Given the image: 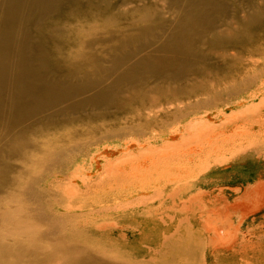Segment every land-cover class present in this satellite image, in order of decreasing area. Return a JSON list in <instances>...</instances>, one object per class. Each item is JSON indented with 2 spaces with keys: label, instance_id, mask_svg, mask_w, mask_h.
<instances>
[{
  "label": "bare ground",
  "instance_id": "1",
  "mask_svg": "<svg viewBox=\"0 0 264 264\" xmlns=\"http://www.w3.org/2000/svg\"><path fill=\"white\" fill-rule=\"evenodd\" d=\"M261 19H264V0H0V264H24L26 261L32 262L31 264H53L56 259L57 262L60 261V264H136L147 260L151 264H157L156 257L162 248L150 251L142 249V246L146 245L154 235L149 227L150 220L145 221L136 217L143 210L144 214L146 209L137 207L133 208L131 214L127 216H118L117 220L115 219L116 226L114 225L111 229L92 224L84 230L85 233L93 234L99 231H106L104 233L109 234L113 231L117 232L121 238L122 236L126 237V243L123 242L120 245H123L127 250L135 251L133 257L137 258H134V262H123L106 258L105 255L98 254L88 247L79 248V245L76 244H66L64 239L62 241L55 238L54 241L41 243V236L36 229L38 221L36 224L30 221L35 217L28 214L26 207L22 208V200L19 199L16 192L22 191L23 182L29 180L32 167L36 168L46 160H52L51 158L63 159L66 157L64 153L54 147L56 141L65 138L59 137L53 140L51 136L70 117L87 114L103 104L127 97L134 92L145 91V93L152 94L154 90L162 89L164 84L162 81L152 80L151 77L154 73L181 78L186 66L192 67L190 72L192 85L196 86L199 81L208 83L205 89L189 96V100H194L203 94H211L216 97L215 100L209 103L203 102L204 104L202 103L196 108H193V104L187 109L178 107L172 101L174 104L170 114L172 118L162 124L160 129L151 128L146 132L147 128L140 129L138 123L135 122L129 125L131 128H136L135 131L95 140L85 154L75 155L73 152L72 155H74L71 156L70 153L67 160H71L69 161L71 170H66L64 164L58 165L49 168L40 179L41 190L49 194V211L57 217H60L59 214H63L69 218L77 219L72 220L65 230V238L70 241L82 233L83 225L81 223L83 222H80L78 217L83 216V210L87 209H84L82 205L76 206L70 203L71 206L69 204V206L62 205L55 198L56 191H60L64 196L70 198L86 196L90 201L95 202L100 195L111 194L121 187L119 185L121 177L119 178V176L128 175L127 179L131 176L133 178L134 175L139 177V174L143 175L142 178H145L146 174L152 176L153 174L149 172L157 171L153 163L158 162H153L152 158L159 153L158 151H162V147L165 149L167 147L168 150L171 147L172 150L173 147L183 146L188 141L189 145L185 144L187 146L184 151L182 150L183 153H178L182 155L180 158L185 157L183 158L185 160L181 159L182 164L190 165L194 160L192 159L195 157L194 155H197L199 145L203 144L202 142L208 139L209 132L211 134L213 131H216L215 135L222 136L220 141L215 137L216 142L219 141L216 144H222V149L215 150H223L221 157L235 151L233 141L236 136L232 137L234 131L230 132V130V134H226V137L223 138L225 133L222 132L226 128L222 127L220 131H217L219 123L218 125L217 122L214 124L212 122L214 119L211 121L208 116L216 113V117L220 115L226 117V120L222 121L225 123L227 120L229 121V118L240 114L237 111L245 101L244 97L254 98L256 96L254 89L250 91L251 87L256 85V80L239 87L234 85L236 82L228 84L236 90L226 97L221 96L220 99L217 98L219 91L217 86L224 81L223 78L229 72L231 75H235L237 70L242 69L244 65L255 63L256 50L264 49L263 39L260 38V42L255 43L252 36L256 22ZM107 39L109 41L114 39L120 44L105 48L102 44ZM143 67L146 70L144 73H142ZM141 68L143 69L141 70ZM171 68L176 69L174 75ZM168 84L171 85V88L174 86L176 89L186 82L178 85ZM189 103L191 104L192 101ZM254 104L253 106H255ZM203 109V115H199ZM146 110H150V108H146ZM193 114L199 116H192ZM190 116L194 118L191 117L190 120L185 121ZM259 118L261 117L259 116ZM180 123L181 125H179ZM238 123L240 124V122ZM168 126L171 127V130L166 131ZM249 126L251 127V125ZM235 127L237 126H234V130H236ZM178 132L180 136L177 137ZM247 132L250 133L248 130ZM206 133V138H204L205 136L200 137ZM187 134L191 135L192 140L188 139ZM252 136L254 137V134ZM212 139L214 140V136ZM231 141L233 144L229 143ZM192 142L198 144L195 143L194 146L190 144ZM207 143L206 145L209 144ZM228 143L233 145H230V147L232 146L230 149H227ZM224 144L225 147L227 146L225 151ZM179 147L174 149L179 150ZM210 149L212 148L207 150ZM112 152H122V154L118 158L102 155ZM175 152L177 153V151ZM208 153L212 152H207L206 156ZM216 154L212 158L216 159ZM160 155L158 156L161 157ZM173 157H176V154ZM208 159L211 160V158ZM168 160L159 162L161 165L165 163V166L168 167ZM175 161L171 162L176 164L180 160L176 163ZM151 164L155 167H151L153 170L150 168ZM174 164L170 166L177 167H174ZM102 168H106L107 171H105L108 174L112 173L109 174L111 177L108 174H103L104 177H96L100 173L97 171ZM167 169L164 170L165 173L170 170L167 171ZM186 169L185 171H188ZM159 170L161 168L155 172L158 175H155L158 178L161 175L163 178L164 172L162 170L161 174ZM191 170L194 169H189L188 173H193ZM170 171L171 173L175 172L174 170ZM178 171L179 169L176 173ZM91 173L93 175L90 176ZM171 173L168 172V176L165 177L171 176ZM183 175L185 177V174ZM177 177L180 178V176ZM174 178L172 179L174 180ZM123 179L120 180H126ZM151 179L149 181H152ZM170 179L171 177L167 178V180ZM191 186L188 188L190 189ZM246 187L248 188V186ZM258 187L263 190L264 182L258 181L252 185V190ZM232 188L235 191V188ZM90 191L91 193H88ZM246 192L243 195L235 196L230 204L225 200L223 208L213 210L204 220H207L212 228L221 233L222 227L228 226L229 219L227 218L228 223L227 219L225 222H220L219 219L216 221V217L230 209L241 208L244 202L255 200L253 198L258 195L256 193L249 195ZM182 193L184 194L185 191ZM157 194L159 195L158 192ZM256 209L254 210L256 211ZM85 212L88 216L96 214L89 209ZM162 215L160 218H163ZM172 216L168 217L171 219ZM144 223H148V229ZM133 225L138 230L134 228L135 230L131 232L133 235H129V231L132 230L130 226ZM224 234L226 233L222 235L224 236ZM26 236L30 237L27 239ZM69 238L70 240H68ZM134 245L137 246L134 247ZM150 246L152 245H149L148 249Z\"/></svg>",
  "mask_w": 264,
  "mask_h": 264
},
{
  "label": "rangeland",
  "instance_id": "2",
  "mask_svg": "<svg viewBox=\"0 0 264 264\" xmlns=\"http://www.w3.org/2000/svg\"><path fill=\"white\" fill-rule=\"evenodd\" d=\"M263 21L264 19L257 21L256 25L254 26V31L252 33V36H253V41L255 43L260 42V38H262L263 39L262 42L264 44V22ZM119 44L120 42H117L114 39L112 41H109L107 39L106 41L103 42L102 45L105 48L106 46H108L107 48H111V47L118 46ZM254 59H255L254 64L250 63L248 65L247 64L244 65L242 69L237 70L235 75H231V73L229 72L223 78L224 81L219 83V85L217 86L219 89L217 93L218 95L217 98L220 99L222 97H226L228 94L233 93L232 91L236 90L234 88H231L230 85L228 84L236 82L234 83V85L239 87L247 83L249 84L250 82H254L256 80V85H254V87H251L250 89V91L254 89L255 91L254 93H256V96L254 98H249V96L244 97L243 99L245 101H243L242 105L239 106L238 108L239 110L237 109L238 110L237 113L240 112V114L241 113L242 114L240 115L238 113L236 114V117L229 118V121L227 120L228 122L227 121L225 122L226 124L222 122L226 120V117L224 118L221 115L219 116L220 118L216 117V113H214L211 116L210 115L208 116V118L211 121L214 119L212 121L214 122V124L217 122V125H218L219 123L218 125L219 128L217 131H220L221 130L220 128L222 127L223 129L226 128L225 131L222 132V133H225V135L223 134L224 135L223 138L226 137V134L228 135L230 134L229 133L230 130H231L230 132L234 131L232 133V137L236 136L235 137L236 139L233 138L234 141L232 140L234 144L232 141L229 142V143H232L234 146L228 143L229 146L228 147L226 146V147L227 149L228 148L230 149L233 146L235 151H233L232 153H227L225 157H221V155L223 154V150H220V151H215V150H217L218 148L222 149L221 143H218V145L216 144L217 142L221 140L220 138L222 136L220 134L219 136H217L218 134L215 135L214 132L216 131H213V133L211 132V134L209 132V135H207L206 133L200 136V137L205 136L204 138L209 136L208 139L204 141L206 143L208 142L209 144L207 143L208 145H206V143L202 142L203 144L199 145V148H203V149H199V148L197 149V155H194L195 157L192 158L194 160H192L190 165L185 166L184 164H182L181 159L185 157L180 158L182 157V155L180 154H182L183 151L185 150L184 149L185 146L189 145L188 141L187 143H185L187 145L183 144V146L182 145H180V147L178 146L179 150H175L178 147H173L172 150H171V147L169 148L170 150H168L167 147L166 149L165 147H162L161 148L162 151L160 150L161 153L160 151H158L159 153L157 154L155 153L157 156L153 154L154 155L152 158V160H154L153 162L158 161L156 164L153 163V165L156 166L157 171H151L153 170L152 168H155V167L152 164L150 165V168L152 166L153 167L151 168L150 170L151 172L149 173L153 174L152 175L153 178L150 174L149 175L146 174L147 176L144 175L145 178H142L143 175H140V174H139V177L138 175H134L135 177L133 176L132 178L131 176V177H128V179L126 178L128 175H125L123 177L119 176V178L121 177L120 179L125 178L126 180L125 179L123 180L127 182L124 183L125 181H122L119 179L120 184L118 182L117 183L121 185V187H118L111 194H106L104 196L100 195L98 197V200L95 202L90 201L89 198H87L86 196L81 197L80 195L79 197L70 198V197L64 196L62 192L56 191L55 198L58 201H60L62 205H67V206H69L70 204L76 205V206L82 205L84 209H87V210L89 209L90 211H94L96 213V214H93L95 217L91 214H89L88 216V214H85L86 213L85 211L87 210H83L84 215L79 216L82 219L81 218L79 219L78 217V220H80V222H83L81 223V225H83V231L78 237H75L71 240L69 238L68 240L70 241H67V238H65L66 237L65 230L67 228V225H69V223H72V220H77V219H74L73 217L69 218L63 214H59L60 217L53 215L49 211V206H48L49 194L42 191L39 186L42 175L49 168H53L58 165L64 164V166H66V170H71L72 169L70 168L71 165H69L70 164L69 161L71 160L70 159L67 160L68 159L67 156L70 153H71V156L74 155V154L72 155L73 152L75 153V155L79 153L85 154L88 152L87 150L90 148V146H92L91 143L94 142L95 140L97 141L98 139H101L104 137H114L120 134L127 133L129 131H135L136 128H131L129 126L131 124H134L135 122L138 123V126L140 127V129L147 128L146 132L150 131L151 128L156 129V130L160 129L162 127V124H164L166 121L172 118L170 115L172 113L171 110L174 108V104L172 103V101H174L178 107L180 108L184 107L182 109H187V108H190L191 105L193 106V104H194L193 108H196L202 105L203 102L204 103L212 102L215 100L216 97H213L211 94H206V95L203 94V95H200L198 98H195L194 100H189V96L200 92V90L202 89H205L208 83L204 81H199L196 83V86L195 84L192 85L193 82L191 81V76H190L192 67L186 66L183 69L181 78L167 76L162 73H158V74L154 73L152 77L150 76L152 80L162 81V83H164L162 89L154 90L152 94L145 93V91L139 92V93L134 92L127 97L120 98L111 103L103 104L99 106L98 108H96L95 110H93L92 112H89L87 114L72 116L66 121V123L61 124L60 126L62 127H60L51 136V138L53 140L59 137H61L62 139L65 138L63 140L56 141L57 143L56 145H54V147H56V149L59 152L64 153L66 157H64L63 159L51 158L52 160H46L43 164L38 165L36 168L32 167L29 173L30 174L29 180L27 181L25 180L23 182L22 191L20 190L16 192L19 199L22 200L21 201L22 208L26 207V211L28 212V214L35 217L34 219H30V221L35 224L38 221V224H36V229L41 236L40 238L42 240L41 243H46L47 241L51 242L52 240L54 241L55 238H57L58 240L60 239L62 241L64 239V242L66 244H69V245L76 244V245H79L78 246L79 248L88 247L89 249L96 251L98 254L105 255L106 258L117 259L123 262L124 261L134 262V258H137V257H133L135 256L136 252L132 250H127L125 249L123 245L122 246L120 245V243H123V242L126 243V239H127L126 237L122 236L121 238V236L117 232H113V231L109 232V234L104 233L106 231H99L93 234V233H85L84 230L87 229V227L91 226L92 224L101 225L103 228L111 229L113 228L114 225L116 226V222H117L116 220L118 216H127L131 214L133 208L139 207L138 209L143 208L146 210L144 214H143L144 212L143 210V212L138 214L136 217L141 220H145V221L150 220L149 227L154 233L153 237H151L147 243L145 242L146 245L142 246V249H146L147 251L148 250L150 251V250H155V249L157 250V249L162 248L160 251V254L156 257L158 259L157 264H264V189L262 190L258 187L252 190V185H254L255 183H258V181L264 182V140H262L264 138V123H263L264 122V117H263L264 116V95H263L264 93V83H263L264 81V49L256 50V55ZM143 68L144 70L142 73L146 71L145 67ZM143 68H141V70ZM171 69H172L171 70L172 74L174 75L176 69L175 68H171ZM158 75L160 76V78ZM231 78H234V79L231 80ZM182 82H186V84L176 89L174 86L171 88V85L168 84V83H172V84L178 85ZM158 83H161V82H158ZM190 101H192L191 104L189 103ZM253 104L256 107L253 106ZM146 108H150V110H146ZM176 109L182 110L179 108H176ZM203 112H204V109L200 111L199 115H203ZM258 113H260L262 116ZM199 115L193 114L192 116L198 117ZM192 116L187 117L185 121L190 120ZM259 116L263 119L259 118ZM238 122H240V124ZM181 123L179 125H181ZM222 123H224L225 125ZM235 123H238V124L235 125ZM249 125H251V127ZM252 125H254L253 128H252ZM234 126H237L235 127L236 130H234ZM168 127H166V131L171 130V127L170 128ZM232 127H233V130H232ZM245 127L247 128L248 131H250L252 135L254 134V137L249 132H247ZM237 129H240V130H237ZM179 132L177 133V137L180 136ZM260 132H262L263 134ZM210 135L212 136L210 137ZM186 136L188 137V139L189 138L191 139V135L187 134ZM213 136H214V140L212 139ZM67 137H69L70 139H66ZM192 137L197 138L199 136L197 137L192 136ZM215 137L217 139L219 138L218 139L219 141L216 142ZM210 141H211V144H210ZM212 141L214 142L212 143ZM239 141H240V144H239ZM195 143L196 145L198 144L197 142H192L190 144L195 146ZM212 144L214 145V147ZM225 144H224V148H225L224 151L226 150ZM230 145L232 146L230 147ZM190 147H193V146L190 145ZM209 148H212V149L207 150ZM201 150L203 151L201 152ZM175 151H177V153ZM210 151L212 153L210 154L208 153L209 156L208 155L206 156L207 152H210ZM213 151L215 152V154L219 152L218 153L219 155L216 154L217 155L216 159L212 158V157H215V154ZM178 152H180V154ZM121 154L122 152H112V153L102 154V155L105 157H110V158H118L121 156ZM160 154L162 155L165 154V155H163L162 157V155ZM175 154H176V157H173V155ZM158 155H160L161 157H159ZM164 156L166 157L168 156V157L165 158ZM204 157L205 159L203 160ZM207 157L211 158V160L208 159ZM218 157H221V158H218ZM174 158L177 162L179 160L181 162L179 161L178 163H176ZM189 158H191V156H189ZM222 158L224 159L222 160ZM166 159H169L168 167L165 166V163L161 165V163L159 162V161H164V160L166 161ZM171 161H175L176 164H174V162H171ZM216 161H219V162H216ZM170 163L174 164L173 165L174 167L175 166L177 167L175 168L171 167L172 165ZM209 163L211 164L209 165V167H207ZM178 164H181L179 165L180 167L182 166L181 169L178 166ZM160 168L161 170L159 171L161 172L163 170L164 172L163 178L161 175H159L160 178H158L156 176L158 174L155 173V172H158V169ZM167 168L172 171L174 170L175 172H172L174 174L172 175L171 171L170 170L168 171ZM186 168L188 169V171L189 169H194V170H191L193 171V173L192 172L188 173V171H185ZM166 169L169 173H171V176L169 175V177H165V176H168V172H166L167 173L166 174L164 171ZM178 169L179 171L176 173ZM105 170L106 168H102V170L99 169V171L97 172H100L101 175L100 173H98L96 177L97 176L104 177L105 175H107L108 174L106 172L107 170L106 171ZM109 174H112V173H109ZM109 174L108 176L111 177V175ZM181 174H182V177H181ZM183 174H185V177ZM91 175L93 174L91 173L90 176ZM108 176L106 177L108 178ZM172 176L175 177L174 180L172 179L173 178ZM177 176H180V178H178ZM170 177L171 179L167 180V178L169 179ZM150 179L152 181H149ZM102 180L103 179L101 178V181ZM166 181H169L170 183L169 182L167 183ZM130 182L131 184L129 185ZM154 182L157 183L156 186L158 184L160 186L158 185L156 188ZM190 185L192 186L189 189L188 187ZM246 186H248V188ZM232 187L235 188V191L233 190ZM157 189L158 191H155L153 193V191ZM184 191L185 193L183 194L182 192ZM157 192L161 196H159ZM245 192L249 193V195L254 194V193L258 195L253 198L255 200L250 201V202L253 201V203H250L249 201L244 202L241 205L242 206L241 208L240 207L237 209L234 208L233 210L230 209L229 211H226L227 213L226 212L220 213L219 217H216V221L217 219H219L220 222L221 221L225 222L227 218L229 219V223H228V219L226 221L228 223V226H223L221 233L219 231H216L217 229L212 228L211 224L207 220H204L209 215V213L212 212L213 210L223 208V203L225 200H226L225 201L226 203L230 204L233 202L235 196L241 195V194L243 195L245 194ZM88 193H91V191ZM173 194L176 195L178 198L174 196ZM151 198H152V201H151ZM191 202L194 206L190 204ZM254 203L257 205V207H255L256 205ZM189 205H192V206L189 207ZM165 207L166 209H164ZM253 208L254 209L257 208L256 211ZM252 210L254 211L253 213H252ZM161 215L164 219L160 218ZM170 215L172 216L171 219L169 218L171 217ZM90 216L91 217L93 216L92 219H90L91 218ZM39 219L41 220L40 222H39ZM84 219L85 220L87 219V221H85ZM90 220H92L93 222L92 223L89 222ZM144 224H145L146 229H148L147 228L148 223H144ZM134 228L138 230V228H136L135 225L130 226V229L132 230L129 231L130 233L129 235H133V233L131 232L135 230ZM223 233H226L224 234V236L226 235V237L222 235ZM29 237L30 236H26L27 239ZM220 238L222 242L220 241ZM218 240L221 242V244ZM136 244H139V243L136 242ZM149 245H152V246H150L148 249ZM135 246L137 245H134V247ZM56 260H54L55 262L53 261L54 262L53 264H57L60 262V261L57 262ZM27 262L29 264L32 263L29 261H26L25 263ZM136 264H151V262L147 260V261H144L143 263L137 262Z\"/></svg>",
  "mask_w": 264,
  "mask_h": 264
}]
</instances>
